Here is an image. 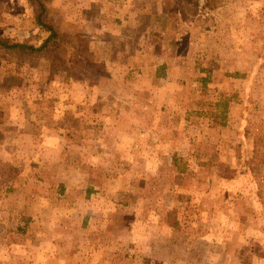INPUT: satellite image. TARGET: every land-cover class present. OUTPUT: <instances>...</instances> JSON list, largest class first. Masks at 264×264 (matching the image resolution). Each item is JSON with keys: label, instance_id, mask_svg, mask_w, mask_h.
Returning a JSON list of instances; mask_svg holds the SVG:
<instances>
[{"label": "rangeland", "instance_id": "rangeland-1", "mask_svg": "<svg viewBox=\"0 0 264 264\" xmlns=\"http://www.w3.org/2000/svg\"><path fill=\"white\" fill-rule=\"evenodd\" d=\"M41 1L0 0L62 38L0 48V264H264V0Z\"/></svg>", "mask_w": 264, "mask_h": 264}, {"label": "trees", "instance_id": "trees-1", "mask_svg": "<svg viewBox=\"0 0 264 264\" xmlns=\"http://www.w3.org/2000/svg\"><path fill=\"white\" fill-rule=\"evenodd\" d=\"M38 4L41 8H44L42 1L38 0ZM38 20L40 24H43V20L41 19V15H39ZM50 30L49 36L43 41L40 46H35L29 43H16V44H9L5 43L4 41L0 40V48L8 49V50H15L19 54H30V53H38L44 50H47L51 47H55L62 42L61 36L58 34L57 30L53 25H48ZM261 141L260 138L255 141V152H259V142Z\"/></svg>", "mask_w": 264, "mask_h": 264}, {"label": "crops", "instance_id": "crops-1", "mask_svg": "<svg viewBox=\"0 0 264 264\" xmlns=\"http://www.w3.org/2000/svg\"><path fill=\"white\" fill-rule=\"evenodd\" d=\"M3 127H2V129H1V132H2V135H3V139H2V142L1 143H6L7 144V138H8V132H7V130H10V129H12V131L13 130H18V126L16 125L15 127H9V129H8V127L7 126H4V125H2ZM1 146H3V149H2V147H0L1 149H0V162L1 161H7V160H12V157H10L9 155H6V153L4 152V150H6V149H8L9 147H8V145H7V147H6V145H1ZM2 166V163L0 164V167ZM3 169V166L1 167V170ZM5 178L6 177H3V179H2V182L5 180ZM49 190V191H48ZM44 191H48V193L47 194H43V199L45 200L44 201V203H47V199H49V197H50V204H51V197H52V193H51V189H49V187L48 186H45L44 187ZM6 192H4L2 189L0 190V195H2V194H5ZM11 194V192H9V195ZM63 196H65V194L63 195ZM97 196H100L99 195V193L97 194ZM47 205L46 207H50L51 205Z\"/></svg>", "mask_w": 264, "mask_h": 264}]
</instances>
